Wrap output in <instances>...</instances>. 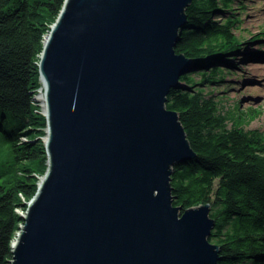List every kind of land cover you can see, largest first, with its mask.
<instances>
[{
  "label": "water",
  "instance_id": "water-1",
  "mask_svg": "<svg viewBox=\"0 0 264 264\" xmlns=\"http://www.w3.org/2000/svg\"><path fill=\"white\" fill-rule=\"evenodd\" d=\"M192 0H64L43 41L47 169L10 264H216L210 204H173L192 160L167 94L194 59L175 51ZM35 100V97H34Z\"/></svg>",
  "mask_w": 264,
  "mask_h": 264
},
{
  "label": "trees",
  "instance_id": "trees-1",
  "mask_svg": "<svg viewBox=\"0 0 264 264\" xmlns=\"http://www.w3.org/2000/svg\"><path fill=\"white\" fill-rule=\"evenodd\" d=\"M231 1L192 0L185 8L187 24L175 51L194 59L196 68L180 76L182 86L170 90L165 105L177 112L196 156L173 166L170 184L173 204L181 210L210 204L214 226L208 239L221 257L216 264H264L263 135L243 129L239 117L227 127V113L203 91L223 80L222 65L234 64L230 56L242 46L233 32ZM63 3L0 0V264L12 258L10 243L23 222L16 209L27 208L24 200L38 188L36 174L47 168L44 141H32L35 129L47 127L33 95L41 86L37 62L44 34Z\"/></svg>",
  "mask_w": 264,
  "mask_h": 264
},
{
  "label": "rangeland",
  "instance_id": "rangeland-1",
  "mask_svg": "<svg viewBox=\"0 0 264 264\" xmlns=\"http://www.w3.org/2000/svg\"><path fill=\"white\" fill-rule=\"evenodd\" d=\"M230 9H233L237 17L233 32L242 41V46L233 53V56H230L231 60L229 61L235 65H222L223 80L208 83L203 86V91L210 92L213 98L218 100L219 110L227 113V127H230L232 122L239 117L238 125L243 129L259 131L263 135L264 141V67L261 66L264 65V0H232ZM226 15L228 14L225 11L220 14V18H224ZM199 77L198 74H195L193 80H197ZM193 88L195 86L190 87V89ZM39 90L40 87L34 92L33 99ZM34 102L38 103L35 100ZM38 106V113L43 115L41 106ZM251 108L253 112L247 111ZM40 131L43 133H39ZM46 131V127L35 129L34 134L36 135L32 141L34 143L45 141ZM21 139L22 141L29 140L27 136H23ZM46 169L43 174H36L39 181ZM24 201L27 203L30 200ZM16 211L20 215L26 213V209L21 207ZM22 224L23 222L19 224V227ZM18 231L14 233L11 243L15 242ZM8 264L10 263L8 262Z\"/></svg>",
  "mask_w": 264,
  "mask_h": 264
},
{
  "label": "bare ground",
  "instance_id": "bare-ground-1",
  "mask_svg": "<svg viewBox=\"0 0 264 264\" xmlns=\"http://www.w3.org/2000/svg\"><path fill=\"white\" fill-rule=\"evenodd\" d=\"M45 36H47V33L46 34H44V38H45ZM41 54V53H40ZM39 54V55H40ZM40 59V58H39ZM262 67H264V65H261ZM188 73V72H187ZM186 74V73H185ZM39 81H40V83H41V86H40V90H39V93L36 95V97H35V101H37L38 103H36V104H38V105H40L41 106V110H42V113H43V115H44V117L47 119V117H46V113L48 112V107H47V103H46V90H45V84H44V82H43V80H42V78L39 76ZM34 100V99H33ZM47 129V128H46ZM23 136H25V135H22V136H20V138L21 137H23ZM47 138V131H46V135H45V139ZM16 236H17V233H16Z\"/></svg>",
  "mask_w": 264,
  "mask_h": 264
}]
</instances>
